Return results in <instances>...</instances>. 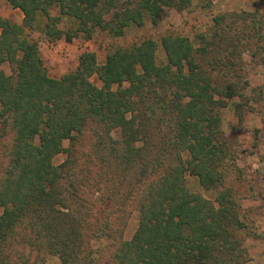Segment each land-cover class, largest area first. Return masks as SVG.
<instances>
[{"label": "trees", "instance_id": "obj_1", "mask_svg": "<svg viewBox=\"0 0 264 264\" xmlns=\"http://www.w3.org/2000/svg\"><path fill=\"white\" fill-rule=\"evenodd\" d=\"M192 1L8 0L23 22L0 20V66H10L9 75L0 70V264H12L7 259L20 237L30 249L47 248L59 264H241L240 199L256 193L251 185L253 196L237 189L247 178L221 137L220 110L224 100L244 98V72L260 66L264 75V14L214 17L219 31L199 35L195 57L188 39L169 35L161 41L165 65H156V45L148 40L116 50L102 66L84 53L75 71L59 79L47 76L36 44L25 36L39 12L47 34L60 36L52 6L88 37L95 28L121 36L145 18L156 26L164 8L182 11ZM93 75L101 87L90 82ZM257 90L264 99V87ZM259 115L264 125V104ZM89 134V172L71 174L74 150L63 142L73 146ZM61 154L65 160L55 165ZM186 174L217 190L215 201L191 193ZM110 181L116 182L107 188ZM114 200L138 211L129 240L123 223L110 232L108 217L90 228V211L110 209ZM91 241L104 243L98 253Z\"/></svg>", "mask_w": 264, "mask_h": 264}, {"label": "rangeland", "instance_id": "obj_2", "mask_svg": "<svg viewBox=\"0 0 264 264\" xmlns=\"http://www.w3.org/2000/svg\"><path fill=\"white\" fill-rule=\"evenodd\" d=\"M257 10L260 14H264V0H193L191 7L182 11L164 8L156 26H153L149 19L145 18L142 27L131 25L124 29L121 36H115L95 28L88 37L85 33L77 31L78 22L75 19L61 14L57 6H52L48 13L51 18L56 19L55 28L61 33L60 36L56 38L47 34L48 20L41 12L36 15L35 26L25 28V36L30 43L36 44L47 76L51 79H59L75 71L79 58L84 53L94 54L96 64L102 66L106 63L107 57L116 50H131L148 40L153 41L156 45L154 53L156 65H165L167 60L161 41L169 35L188 39L193 45L195 57L197 55L195 49L199 46L197 44L199 35L214 30L219 31V27L214 26L212 22L214 17L223 14L243 15L254 13ZM240 18L246 19L245 17ZM0 20L10 25L21 26L23 14L19 9L12 8L8 0H0ZM234 20L237 21L238 18L236 17ZM248 22L249 20L247 24ZM242 26V22L238 21L239 30ZM1 30L0 28V33ZM73 35L70 42L66 41V37ZM199 61L201 62V59ZM0 70L6 75L10 74V66L7 63L0 66ZM243 78L249 83L244 93L242 92L244 98L236 96L231 100H224L225 107L220 110V129L223 141L229 146L232 156L235 155L237 158L234 164L242 170L247 178V182L241 183L237 189L242 194L241 196H251V194L253 196V193H256L254 199H240L241 219L245 224V228L237 232V238L241 240L239 246L241 250H244L242 255L244 257L240 258V262L241 264H264V125L259 115L264 99L257 90V88L264 87L262 67L256 66L253 72H244ZM217 79L221 81L219 76ZM90 82L96 87H101V82L96 75L90 78ZM234 82H237L234 84L239 86L242 85L237 80ZM158 92L160 91L158 90ZM237 104L240 105L237 106ZM118 136L119 131L112 130L111 137L117 139ZM87 137L73 146L72 142H63V147H72L74 150L72 154H74L73 160L76 163L70 169L71 174L78 172V175H85L89 172L90 165L87 160L91 157L90 150L93 152L91 145L94 141L91 134ZM65 158V154L58 155L53 159V163L61 164ZM230 160L233 162L232 159ZM103 165L105 166L104 163ZM230 178L233 176L231 175ZM113 182L110 181L106 187L111 188L115 184ZM111 183L113 184L111 185ZM185 184L191 193L200 195L211 202L215 201L218 191L203 189L196 177L186 174ZM62 185L66 186V183H62ZM249 185H251L253 193L247 190ZM100 188L103 190L105 186L101 185ZM121 189L120 192L123 191ZM110 205V209L107 210L90 211L91 219L88 220L90 228H95L108 217L110 222H113L110 232H117L120 223H123L125 225L124 239L129 240L138 227V211L131 203H125V206L121 207L119 202L114 200L110 202ZM100 244L99 241H91V251L98 253L104 243ZM31 248L20 237L19 242L14 245L13 251L9 253L7 261L11 260L12 264H22L17 256L20 253L24 259H27V264H59L57 257L49 254L47 248L38 251L35 244Z\"/></svg>", "mask_w": 264, "mask_h": 264}]
</instances>
